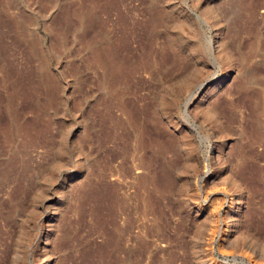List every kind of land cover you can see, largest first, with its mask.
<instances>
[{"label":"rangeland","instance_id":"1","mask_svg":"<svg viewBox=\"0 0 264 264\" xmlns=\"http://www.w3.org/2000/svg\"><path fill=\"white\" fill-rule=\"evenodd\" d=\"M172 1L0 0V264H264V0Z\"/></svg>","mask_w":264,"mask_h":264},{"label":"bare ground","instance_id":"2","mask_svg":"<svg viewBox=\"0 0 264 264\" xmlns=\"http://www.w3.org/2000/svg\"><path fill=\"white\" fill-rule=\"evenodd\" d=\"M174 1V0H173ZM172 1V2H173ZM194 0H192L193 2ZM196 1V0H195ZM173 4V3H172ZM199 4V3H198ZM197 5V4H195ZM261 5V4H260ZM174 6H176L174 4ZM218 6V5H217ZM221 6V5H220ZM254 8V7H253ZM181 10V9H180ZM183 10V9H182ZM185 10V9H184ZM233 9H231L232 11ZM184 12V11H183ZM182 13V12H181ZM256 13V12H255ZM262 13H264V10L262 11ZM224 17V16H223ZM222 17V18H223ZM185 20H187V17H183ZM232 19V17H231ZM176 20V19H175ZM227 19L225 18L224 19H219L217 20V23L216 25H219V28L216 30V35L214 36L213 39H211L209 42H210V45H211V49L213 51V54L215 55V58L218 59H223L226 61L227 63V67L226 69L223 71L222 73V76L221 78L217 79V80H212V81H209L208 85L204 88V91H203V94L201 97H198L197 100H199V103H198V106L196 108H200L202 111L203 109L206 110L207 112V115L213 119V121L215 120L217 123L219 124H223L221 122V109L219 108V105H218V100L216 99V96L221 92L223 91L224 89H226L228 86L230 87L233 83H237L238 81H241V79L245 76V72H246V62H247V58L245 56V54L242 53V51L240 50H237V49H233L231 48V45L230 43L228 42V39H227V33H226V30L224 29V22L223 21H226ZM189 21V20H187ZM183 23V22H182ZM185 23V21H184ZM187 23V22H186ZM231 26V25H230ZM185 28V26H184ZM187 28V27H186ZM188 31V30H187ZM189 33V32H188ZM231 38V37H230ZM119 40V39H118ZM258 43V42H257ZM112 45V44H111ZM189 45V44H188ZM193 45V44H192ZM187 46V49L189 52H191V57L192 59L194 60V63L196 64L195 66H197L196 70H197V73H198V80H194V81H189V84H187V88L190 89L192 91V87L196 86V84L198 85L200 83V78L203 77L204 73H203V66L202 64H205V63H202L201 62L199 63L198 59L201 57L199 55V53L197 52L195 46ZM235 46V45H234ZM197 47V46H196ZM258 47V46H257ZM256 47V48H257ZM262 48V47H261ZM111 49V48H110ZM233 49V50H232ZM236 50V51H235ZM122 51V50H121ZM132 51V50H131ZM112 52V51H111ZM198 53V54H197ZM117 54V53H116ZM181 55V54H180ZM199 55L200 57L198 58ZM248 56V55H247ZM251 58V57H250ZM201 59V58H200ZM203 59V58H202ZM201 59V60H202ZM257 59V58H256ZM188 60V59H187ZM260 62V61H259ZM262 62V61H261ZM206 65V64H205ZM225 65V64H224ZM261 65V64H260ZM194 67V66H193ZM208 68V67H207ZM248 68V67H247ZM206 70V68H204ZM251 69V68H250ZM207 71H210L207 70ZM250 71V70H249ZM255 72V71H254ZM196 73V74H197ZM202 75H201V74ZM249 74V72H247ZM246 73V74H247ZM210 75V74H209ZM194 76V75H193ZM212 77V76H211ZM252 77V76H251ZM195 78V77H194ZM193 78V79H194ZM246 78V77H245ZM249 79V77H247ZM204 79V78H203ZM247 79V80H248ZM259 79V78H258ZM246 80V81H247ZM187 81V82H188ZM245 81V82H246ZM255 82V81H254ZM257 82V80H256ZM255 84V83H254ZM257 84V83H256ZM260 84V83H259ZM262 84V83H261ZM200 85V84H199ZM241 85V84H240ZM264 85V84H263ZM238 86V85H237ZM262 86V85H261ZM204 87V85H203ZM240 87V86H239ZM201 89V88H199ZM223 93V92H222ZM116 94V93H114ZM128 98V97H126ZM216 99V100H215ZM216 101L214 103H212L211 101ZM210 102H211V105H210ZM175 103H177V101H175ZM115 104V103H114ZM221 106V104H220ZM252 106V105H251ZM174 107V106H173ZM121 109V108H120ZM176 112V111H175ZM264 113V112H263ZM127 114V112H126ZM166 114V113H165ZM168 114V113H167ZM166 114V115H167ZM195 114V113H194ZM253 114V113H252ZM132 115V114H131ZM169 115V114H168ZM167 115V116H168ZM171 117V116H169ZM176 118V117H175ZM127 119V118H126ZM171 119V118H170ZM170 119H168V123L173 127V129H177V127L174 125L175 123H173ZM173 119V117H172ZM177 119V118H176ZM225 120V119H224ZM178 121V120H177ZM215 122V123H216ZM226 122V121H225ZM173 123V124H172ZM182 123V122H181ZM227 125V124H226ZM163 126V125H162ZM178 126H180V124L178 123ZM227 127V126H226ZM181 128V127H179ZM223 128V127H222ZM178 131V130H177ZM173 132V131H172ZM181 133V132H180ZM174 134V133H173ZM185 135V134H184ZM182 136V134H181ZM186 136V135H185ZM178 137V136H177ZM223 137V136H222ZM225 139V138H224ZM222 144V142H220ZM186 144V142H185ZM192 145V144H191ZM217 148V147H216ZM228 148L227 144H224L222 145V149L224 152L226 149ZM82 149V148H81ZM218 149V148H217ZM220 149V148H219ZM216 151V150H215ZM227 154V153H226ZM187 155V154H186ZM217 155V154H216ZM213 156V155H212ZM213 158V157H212ZM220 158V157H219ZM227 159V158H226ZM120 161V160H119ZM123 161V160H122ZM224 161V160H223ZM222 161V162H223ZM141 162V161H140ZM145 164V163H144ZM88 165V164H87ZM138 165V163L136 164ZM85 166V165H84ZM119 166V165H118ZM139 166V165H138ZM143 167V166H142ZM139 168V167H137ZM131 169V168H130ZM138 170V169H137ZM147 170V169H146ZM147 172V171H146ZM115 174V173H114ZM142 174V173H141ZM130 176V175H129ZM234 176V175H233ZM235 177V176H234ZM213 181V180H212ZM221 183V182H220ZM118 184V183H117ZM223 184V183H222ZM225 185H230V187H232V190L233 192L236 193L237 195V202L234 205V208L232 209V213L231 214V218L233 219L234 221V224L235 226L238 225L240 223V220L241 218L243 217V206H244V202H245V195L247 192H245L246 190L244 189V187L242 186L241 182L239 181H236L232 178H226V183H224ZM247 187V186H246ZM229 188V187H228ZM231 189V188H230ZM229 189V190H230ZM229 192V191H228ZM231 192V191H230ZM232 192V193H233ZM231 194V193H230ZM248 198V197H247ZM247 200V199H246ZM234 201V200H233ZM232 204V203H231ZM198 205V204H197ZM189 207V206H188ZM190 208V207H189ZM201 208V207H199ZM197 214H201V211L200 210H197L196 211ZM245 213V212H244ZM36 217V216H35ZM208 217V216H207ZM210 218V217H208ZM206 219L205 220V223H208V221L210 222L209 219ZM230 218V217H229ZM212 219V218H211ZM243 221V220H242ZM212 222V220H211ZM47 224V223H46ZM227 224V223H226ZM42 225V224H41ZM237 228V227H236ZM39 229V228H38ZM42 229V228H41ZM48 229V228H47ZM207 230V229H206ZM236 231V230H235ZM239 231V230H238ZM202 232V231H201ZM240 232V231H239ZM29 233V232H28ZM43 233V232H42ZM48 233V232H47ZM235 233V232H234ZM242 233V232H241ZM228 234V233H227ZM237 234V233H236ZM235 234V236H236ZM226 235V234H225ZM234 235V234H233ZM241 235V234H240ZM200 238V235L199 237H197V241L199 240ZM233 238V236H232ZM238 239V238H237ZM226 241V240H225ZM205 242V241H204ZM232 242V241H231ZM244 243V242H243ZM227 244V243H226ZM246 244V243H245ZM196 245V243H195ZM213 245V244H212ZM203 246V245H202ZM223 246V245H222ZM248 246V245H247ZM220 247V246H219ZM198 248V246H197ZM199 249V248H198ZM197 249V250H198ZM222 249V248H221ZM203 250V249H202ZM223 250V249H222ZM221 250V251H222ZM236 250V249H235ZM259 250V249H258ZM228 251V250H227ZM208 252V251H207ZM223 252V251H222ZM226 252V250H225ZM221 253V252H220ZM224 253V252H223ZM211 254V253H210ZM228 254V252L226 253V255ZM208 255V254H207ZM212 255V254H211ZM196 258V257H195ZM197 259V258H196ZM203 259V257H202ZM207 259V258H206ZM210 259V258H209ZM205 260V259H204ZM199 263V262H198ZM200 264H208L206 262H200Z\"/></svg>","mask_w":264,"mask_h":264}]
</instances>
